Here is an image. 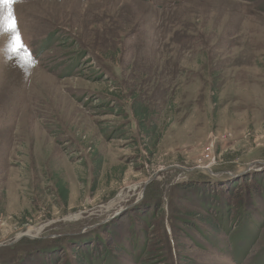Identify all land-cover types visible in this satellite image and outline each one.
<instances>
[{
	"label": "rangeland",
	"instance_id": "374dc122",
	"mask_svg": "<svg viewBox=\"0 0 264 264\" xmlns=\"http://www.w3.org/2000/svg\"><path fill=\"white\" fill-rule=\"evenodd\" d=\"M8 12L34 63L11 51ZM249 171L264 188V0L0 7V264H52L42 252L116 221L104 235L117 231L124 264L158 249L166 264L169 249L173 264H264L259 195L207 249L181 233L187 214L213 227L205 206L220 204L183 185Z\"/></svg>",
	"mask_w": 264,
	"mask_h": 264
},
{
	"label": "trees",
	"instance_id": "16d2710c",
	"mask_svg": "<svg viewBox=\"0 0 264 264\" xmlns=\"http://www.w3.org/2000/svg\"><path fill=\"white\" fill-rule=\"evenodd\" d=\"M139 115V113H137ZM261 175V174H260ZM260 175L257 173V171L250 172L243 177V182L241 184V180L237 177H231L226 176V180H222V178H215L208 175L202 176V177H194L193 180H190L189 182H185L186 184L183 185V188L187 190V192H190L192 189L197 190L198 189V183H200L202 188L207 187L209 191H213L211 193L214 194L213 198L215 201H217L218 206L215 205H207L205 208L207 210H210L211 213L209 217L213 219V222L210 221V224L213 226L211 228H207V226L203 225V223L198 222L196 219L192 218V216L183 215L185 218V225L183 228V231L181 233L185 236H187L192 242V245H198L201 248L207 249V245H205V242L202 241V244H200V240H206L209 242V236H212L213 234L216 235L219 233V231H224L229 233V230H232L234 228V225H236L239 222H242L243 218L246 217L248 210L252 209L253 212L259 213V209L256 206V200L257 196L259 195L262 200H264V188L263 184L261 183ZM264 176V174H262ZM244 181H250L249 183H252L251 186H249L247 183L245 184ZM264 182V181H263ZM200 186V187H201ZM235 186V188H233ZM191 189V190H190ZM261 194H260V193ZM155 200V206L161 207L162 201H163V195L157 194L154 197ZM258 202V200H257ZM144 204V203H143ZM230 204L233 206L234 210H229ZM142 205V204H141ZM146 205H150V202H147ZM146 206V207H147ZM231 208V207H230ZM263 215V214H261ZM117 222V221H116ZM112 224H106L107 226L105 230H94L93 233H89L85 237L83 236H70L68 237V240L66 244L64 243H58L55 247L48 248L46 252H42L43 255H51V262L52 264H58L61 260V254L64 256L62 259H64V262L66 264H76L77 261L80 259L84 261L83 263L87 264H124V260L121 257V252L123 251V247L119 242H116L118 237L115 234L113 235L114 241H111L110 238L106 237L104 235L105 232L108 231V229L112 228V226L115 225V223ZM162 222V226H163ZM204 227L206 229H204ZM190 229L197 230L195 234L192 232H189ZM209 229L212 232V235L209 234ZM143 230V229H142ZM141 230V232H142ZM174 230V231H173ZM178 229L172 227L173 232V240L174 242H177V234ZM140 232V231H139ZM144 232V231H143ZM165 232V228H164ZM135 232L130 229V234L133 235ZM167 237L169 238L167 229H166ZM148 235V233L146 232ZM181 234V235H182ZM98 235H101L102 237H98ZM109 236V232H108ZM197 236H200L202 238H198ZM92 237H96V240L92 241ZM112 237V236H111ZM110 239V240H109ZM82 241H86V244L97 245V248L95 250H92L89 248L87 249L85 246H83ZM149 241V240H148ZM147 241V243H149ZM144 245L140 247L141 250H139L135 255V262L138 261L139 257L142 259L146 253V247L145 243ZM175 244V243H174ZM90 246V245H89ZM90 246V247H91ZM136 245H132V249L135 252ZM170 252V258L172 260L173 264V253L169 249ZM125 253H129L128 247L125 248ZM133 253V252H130ZM221 254V252H220ZM76 255V257H74ZM138 255V257H137ZM162 252L156 250L155 252L151 251L147 259L143 260L142 264H166V259L162 256ZM72 256V260L68 261V259ZM233 257L235 255H232ZM79 258V259H78ZM138 258V259H137ZM147 261V262H146ZM236 261V260H234ZM76 262V263H75ZM78 264V263H77Z\"/></svg>",
	"mask_w": 264,
	"mask_h": 264
},
{
	"label": "snow or ice",
	"instance_id": "6c2138e0",
	"mask_svg": "<svg viewBox=\"0 0 264 264\" xmlns=\"http://www.w3.org/2000/svg\"><path fill=\"white\" fill-rule=\"evenodd\" d=\"M15 2L16 0H0V7L8 6ZM5 30L12 33L11 51L15 54H18L21 51L25 52L27 57L26 62L34 63L30 51L27 50L26 45L23 43L22 37L20 36L14 12H8L5 21Z\"/></svg>",
	"mask_w": 264,
	"mask_h": 264
},
{
	"label": "water",
	"instance_id": "95a60500",
	"mask_svg": "<svg viewBox=\"0 0 264 264\" xmlns=\"http://www.w3.org/2000/svg\"><path fill=\"white\" fill-rule=\"evenodd\" d=\"M249 172H250V171H249ZM247 173H248V172H245L244 174H247ZM242 175H243V174H241V175H239V176H242ZM239 176H237V177H239ZM146 186H147V184H146ZM146 186H145V187H146ZM24 237H30V236H29V235H22L21 237L18 238V240H19V239H22V238H24ZM1 246H3V245H0V247H1Z\"/></svg>",
	"mask_w": 264,
	"mask_h": 264
},
{
	"label": "bare ground",
	"instance_id": "6f19581e",
	"mask_svg": "<svg viewBox=\"0 0 264 264\" xmlns=\"http://www.w3.org/2000/svg\"><path fill=\"white\" fill-rule=\"evenodd\" d=\"M244 249V248H243Z\"/></svg>",
	"mask_w": 264,
	"mask_h": 264
}]
</instances>
